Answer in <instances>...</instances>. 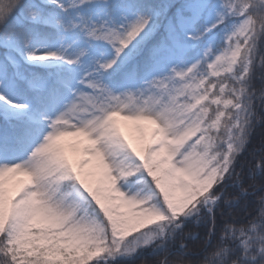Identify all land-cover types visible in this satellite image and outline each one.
<instances>
[{"label": "snow or ice", "instance_id": "6c2138e0", "mask_svg": "<svg viewBox=\"0 0 264 264\" xmlns=\"http://www.w3.org/2000/svg\"><path fill=\"white\" fill-rule=\"evenodd\" d=\"M0 264H264V0H0Z\"/></svg>", "mask_w": 264, "mask_h": 264}, {"label": "rangeland", "instance_id": "374dc122", "mask_svg": "<svg viewBox=\"0 0 264 264\" xmlns=\"http://www.w3.org/2000/svg\"><path fill=\"white\" fill-rule=\"evenodd\" d=\"M153 125L149 121H121V131L124 133V136L134 144L138 149L144 141L149 138V133ZM70 140L71 147L65 150V154L69 156L74 162L79 158L81 153V145L75 143L73 137H67ZM88 165H85V168H88Z\"/></svg>", "mask_w": 264, "mask_h": 264}, {"label": "trees", "instance_id": "16d2710c", "mask_svg": "<svg viewBox=\"0 0 264 264\" xmlns=\"http://www.w3.org/2000/svg\"><path fill=\"white\" fill-rule=\"evenodd\" d=\"M261 131L262 130L260 128L257 129L256 135H255V137L253 139V144H255V145H258L259 144ZM63 147L65 148V150L68 149L69 147H71V143H70L69 138H67V137L64 138ZM245 159H250V156L249 155H246Z\"/></svg>", "mask_w": 264, "mask_h": 264}]
</instances>
